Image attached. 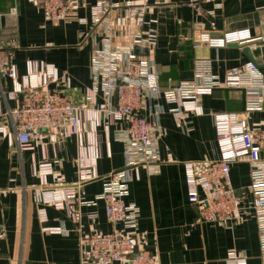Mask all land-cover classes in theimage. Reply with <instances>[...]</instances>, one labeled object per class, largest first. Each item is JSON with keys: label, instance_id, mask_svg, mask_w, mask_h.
Masks as SVG:
<instances>
[{"label": "crops", "instance_id": "0c3cea01", "mask_svg": "<svg viewBox=\"0 0 264 264\" xmlns=\"http://www.w3.org/2000/svg\"><path fill=\"white\" fill-rule=\"evenodd\" d=\"M188 1L149 2L147 20L157 21L154 28L158 41L152 52L141 49L137 53L151 57L153 71L159 75L164 89L194 81L196 60L210 61L214 74L221 80H225L229 70L252 61L246 48L237 45L221 50L195 49L193 40L201 31L217 36L248 30L254 38L264 36V0H204L201 15ZM128 2L140 5L143 0H67L68 21L48 23L39 0H0V51L11 54L20 76L26 74L29 62L55 66L71 81L72 90L67 96L76 104L82 103L85 91L91 87L93 54L102 45L103 27L92 24V9L99 3ZM111 18L120 28L122 13L115 12ZM128 25L134 35L147 30V27L138 29ZM127 43L123 35L116 40V45ZM251 55L264 72V50L251 51ZM0 83L4 89L12 91L11 81L0 78ZM99 103H105L102 96ZM200 104L204 115L199 117L172 114L170 107L163 103L159 164L154 170L143 167L138 175H133L126 198L127 204H134L141 211L133 237L135 253L145 250L160 264H226L228 252L236 250L247 257L248 264H263L247 161L231 166V186L240 199V219L231 227L200 221L198 206L189 202L185 164L202 166L218 161L214 116L242 113L245 108L243 93L231 89L215 90L211 96L202 97ZM144 105L149 115L148 99ZM15 106L11 101L10 107ZM3 110H6L5 105ZM2 122L0 120V125ZM107 122L103 120L101 131ZM248 123L253 128H264V110L248 115ZM120 127L109 122V147L104 142L103 158L98 165L101 179L84 187L86 200L102 192L106 178L125 167V148L116 139ZM77 155L75 139L63 141L58 152L49 146L48 160L55 166L50 185L76 182ZM42 161L40 149L20 151L15 138L9 142L0 136V264H90L89 250H82L81 238L109 234L119 231L121 226L109 222L104 203L98 202L92 208L74 206V219L65 211L48 207L46 226L62 228L65 232L58 235L43 232L36 201L40 183L32 174L33 166ZM91 216L96 218L91 219Z\"/></svg>", "mask_w": 264, "mask_h": 264}, {"label": "built area", "instance_id": "2783aa9c", "mask_svg": "<svg viewBox=\"0 0 264 264\" xmlns=\"http://www.w3.org/2000/svg\"><path fill=\"white\" fill-rule=\"evenodd\" d=\"M45 21L67 22V0H39ZM151 0L140 5L99 3L92 9V24L102 26V45L95 51L91 62V87L84 93L82 103H74L67 96L72 84L65 73L55 66L29 62L27 72L20 76L11 54L0 51V78L12 82V91L0 83V136L12 142L16 139L20 151L40 149L43 161L33 166L32 174L40 183L36 191L38 217L43 232L63 234L62 228L46 226V209L65 211L74 219L76 205L95 207L103 202L109 222L121 226L109 234H94L81 238L82 250H89L90 264H160L156 257L143 250L135 253L133 237L138 230L140 208L127 204L133 175L143 167L154 170L159 164L158 142L162 137L159 124L165 113L163 103L172 114L188 113L203 116L200 99L211 96L215 90H238L244 95L242 113H223L214 116L218 161L202 166L185 164L188 199L198 206L200 221L231 227L240 219V199L232 189L231 166L247 161L250 166L253 213L257 225L260 257L264 264V128H253L248 115L264 110V72L256 62L249 61L229 70L225 80L213 72L208 60L193 64L195 80L162 88L159 75L153 71L151 57H141L137 50L152 52L158 41L154 26L157 21L147 20ZM204 0H189L188 5L197 13H204ZM122 13L118 28L112 14ZM146 28L132 34L130 25ZM264 25V21L262 22ZM125 36L129 43L116 45ZM184 40H188L184 38ZM232 45L264 50V36L254 38L250 31L225 32L215 36L201 31L193 40V47L221 50ZM21 96V99L19 97ZM105 100L99 103L100 97ZM148 99L150 114L144 103ZM13 101L16 106L10 107ZM4 105L6 110L4 111ZM108 123L103 127V120ZM109 122L119 124L116 139L125 148V167L106 178L104 190L91 200L83 196V189L99 179L98 165L103 158V144L109 147ZM75 139L78 155L75 160L76 182L72 185L52 186L49 179L55 173L48 160L49 146L58 152L61 143ZM91 216V219H95ZM226 264H248L247 257L230 250Z\"/></svg>", "mask_w": 264, "mask_h": 264}, {"label": "water", "instance_id": "95a60500", "mask_svg": "<svg viewBox=\"0 0 264 264\" xmlns=\"http://www.w3.org/2000/svg\"><path fill=\"white\" fill-rule=\"evenodd\" d=\"M246 53L250 56V59L252 60V62H255L254 61V59H253V57H252V55H251V51H250V49L249 48H246Z\"/></svg>", "mask_w": 264, "mask_h": 264}]
</instances>
